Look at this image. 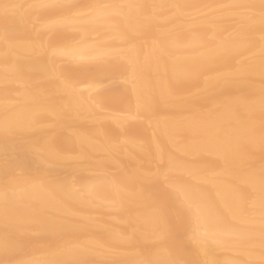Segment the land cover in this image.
Masks as SVG:
<instances>
[{"label":"bare ground","instance_id":"6f19581e","mask_svg":"<svg viewBox=\"0 0 264 264\" xmlns=\"http://www.w3.org/2000/svg\"><path fill=\"white\" fill-rule=\"evenodd\" d=\"M125 1L49 0L46 4L67 7L42 12L32 0H0L20 6L7 17L0 9V83H6L0 87V117L9 112L29 122L32 139L51 149L43 158L30 154L25 170L16 174L6 172L0 157V196L15 194L9 220L0 200V261L112 264L137 258L121 243L133 235L137 252L156 255L158 238L146 225L164 196L183 216L174 220L170 240L177 258L258 264L264 172V79L258 69L264 30L258 10L252 19L231 10L242 25L228 35L232 14L218 6L259 0ZM105 2L196 7L156 8L145 16L135 8L100 7ZM78 5L91 12L79 15ZM187 13L200 15L187 21ZM47 14L61 16L47 22L53 35L44 39L31 17ZM97 31L102 34L94 42L88 36ZM133 35L143 42L125 48ZM111 36L116 41H103ZM59 57L67 65L59 66ZM249 64L257 71L240 75ZM110 78L125 84L100 90ZM13 93L17 104L11 103ZM100 109L116 114L100 112L102 117ZM86 117H92L90 126L84 125ZM79 160L82 168L75 165ZM70 168L78 172L74 179L51 180ZM104 207L120 211L96 221L92 215ZM241 208L254 209L253 215L241 214ZM18 220L30 222V243L6 252L5 233L15 231ZM250 230L256 233L251 247L240 243ZM194 231L208 240L209 255L191 239ZM69 250L76 254H62Z\"/></svg>","mask_w":264,"mask_h":264},{"label":"snow or ice","instance_id":"6c2138e0","mask_svg":"<svg viewBox=\"0 0 264 264\" xmlns=\"http://www.w3.org/2000/svg\"><path fill=\"white\" fill-rule=\"evenodd\" d=\"M20 7L16 4L3 3L0 4L3 15L7 17L11 14L13 9ZM42 8L51 7H67L66 5H53L45 4L38 5ZM100 7L105 9H123V8H135L141 14L147 16L150 15L153 9H168V8H188L196 7V5H180V4H147L137 3L130 5H101ZM218 7L226 8L246 14L248 19H252L258 10L260 17V24L262 30H264V0H259V3H230L219 5ZM259 72L262 79H264V43L261 45L260 52V64ZM257 71L255 65L249 64L242 66L238 72L240 75H251ZM261 105L264 109V89L261 91ZM31 124L19 116L6 112L0 117V143L3 145V151L0 152L6 172L8 174H16L17 172H23L25 170L27 160L30 154H39L42 158L45 153H51L50 148H44L37 142H35L30 136ZM165 180L167 174L163 173ZM0 200L3 201V212L6 220L12 218L13 209L11 205L15 200V194L10 192L3 193L0 196ZM259 209H260V225H259V246L261 250V259L258 264H264V172L261 174L260 180V197H259ZM241 214H251L254 209L241 208L239 209ZM183 216L179 210L171 209L166 205V197L162 196L161 201L158 204L152 206L150 218L146 227L157 235V248L158 253L144 254L137 252L136 240L137 237L125 236L121 238V243L125 246V251L136 256L137 258L128 260L113 261L112 264H219L214 260H201V259H184L177 258L170 240L174 227V220H182ZM30 222L25 223L23 221H17V228L13 232H6L3 239V247L6 252H18L26 248L29 243ZM191 239L199 246L200 252L204 255H209L212 249L208 245V240L202 237L200 234L193 232ZM256 241V233L254 230H250L240 238V243L247 246H254ZM63 255H75L72 250L62 253ZM0 264H11V262L0 261ZM26 264H84L83 261L78 259H52L44 262H26ZM224 264H257L256 261H225Z\"/></svg>","mask_w":264,"mask_h":264},{"label":"rangeland","instance_id":"374dc122","mask_svg":"<svg viewBox=\"0 0 264 264\" xmlns=\"http://www.w3.org/2000/svg\"><path fill=\"white\" fill-rule=\"evenodd\" d=\"M25 1V0H24ZM49 0H32V3L33 4H37V5H45L47 2H48ZM131 1H134V0H131ZM120 2L121 3H119V4H124V3H126V1L125 0H120ZM69 2H66V4H68ZM82 3V2H81ZM79 4V3H78ZM105 5L107 4L106 2L104 3ZM218 8H221V7H218ZM47 9L49 10V8H41V11L42 12H46L47 11ZM77 9H81L83 12L82 13H79V15L80 14H82V15H88L91 11H90V9H88V8H86L85 6H83V5H78V7H77ZM222 9H224V8H222ZM207 11H210V10H207ZM207 11H205L206 13H207ZM231 14H232V16H231V18H230V20L228 21V22H226V25H228L229 27H233V28H231L228 32H226L228 35L230 34V35H232V34H234V32H235V29L236 28H238L239 26H241L242 25V22H241V20H233V11L231 12V10H228ZM225 12H227V11H225ZM209 13V12H208ZM239 13V12H238ZM201 14H202V12H201ZM234 14H235V11H234ZM236 14H237V12H236ZM241 14V13H240ZM239 14V15H240ZM200 15V13L198 14H189V13H187L186 14V18L184 17V20H187V21H192V20H195L194 18H198V16ZM61 15H44L43 17H38V16H36V15H32V17H31V26L34 28V30L36 31V32H38V33H41L43 36V38L44 39H49L52 35H53V33L49 30V28H47V22H52V18L54 17V18H59ZM235 18H236V16H234ZM169 27V26H168ZM168 27H166V28H168ZM174 27H175V25H171L168 29L169 30H172L173 31V29H174ZM175 30V29H174ZM72 31V30H71ZM98 33H96V34H91V35H89L88 36V38L89 39H91V40H93L94 42H98L99 41V37L101 36V34H102V31H97ZM227 34H225V35H227ZM257 35V34H256ZM255 34H254V36H255V38H260V37H263V36H260L261 34H258L257 36H256ZM253 36V37H254ZM133 39L129 42V43H126L125 44V48L126 47H135V46H137L139 43H142L143 42V40L141 39H139V37L137 36V35H133ZM116 41V38H115V36H111V37H107V38H105L103 41ZM71 42V41H70ZM73 42H78V40L76 39V40H74ZM254 54V53H253ZM252 55V54H251ZM65 58H63V57H59V61H58V65L59 66H64V65H67V61H65L64 60ZM241 59H246L247 61H251V60H253L252 58H251V56H244V57H241ZM117 60V59H116ZM88 65L89 66H91L92 65V62H91V65H90V63H88ZM89 73H92L93 72V69L91 68V69H89V71H88ZM126 77V76H125ZM122 84H125V81L123 80V79H119V78H110V79H103L102 80V83H101V85H100V87H99V89L100 90H102L103 88L104 89H106V88H108L109 86L110 87H117V86H119V85H122ZM6 85V83H0V87L2 88V87H4ZM16 85H19L18 83H15V86ZM85 85H82V87H81V89H84L85 87H84ZM87 88V87H86ZM191 92H196V90H193V91H191ZM11 103H15V104H17V103H19V98H18V95L16 94V93H13L12 95H11ZM100 112H102L103 114H107V113H111L110 115H112V114H116V113H113V112H111V111H109V109H100L99 110V113ZM102 113H100V114H102ZM103 114H102V117H104L103 116ZM119 115H123V116H126L125 114H119ZM92 117L90 118V117H86L85 119H83V122H84V125L85 126H90L91 124H92ZM52 124V123H51ZM70 132H72V131H70ZM81 162V163H80ZM75 165L76 166H81V168H82V166H84V164H83V162L81 161V160H79V161H76L75 162ZM111 171H108L109 173H114L115 172V170L114 169H110ZM114 170V171H113ZM87 173V172H86ZM77 174H78V172L77 171H75V169L73 170V169H69L68 171H63L62 173H60L58 176H55V177H52L51 178V180H53V179H55V178H62V177H69L70 179H74L76 176H77ZM90 174H97V171H90ZM112 207H104L102 210H100L101 212H100V214L99 213H97V214H93L92 215V217L94 218V219H96V221L97 220H99V218L101 219V217L103 216L104 218L103 219H105V216H113L115 213H117V212H119L120 210L118 209V208H112ZM116 210V211H115ZM108 213V215H106ZM110 213V214H109ZM102 215V216H101ZM252 215H253V213H252ZM111 218H113V217H111ZM110 218V219H111ZM152 244V242L151 241H148L145 245L148 247V246H150ZM44 247V246H43ZM225 252V254H227L228 256H235L234 255V253H231L230 251H223V253Z\"/></svg>","mask_w":264,"mask_h":264}]
</instances>
